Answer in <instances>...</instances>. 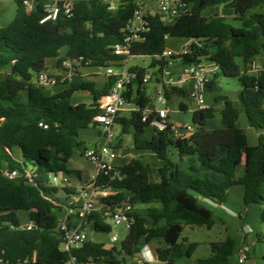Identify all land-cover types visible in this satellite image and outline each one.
I'll use <instances>...</instances> for the list:
<instances>
[{
    "label": "trees",
    "instance_id": "16d2710c",
    "mask_svg": "<svg viewBox=\"0 0 264 264\" xmlns=\"http://www.w3.org/2000/svg\"><path fill=\"white\" fill-rule=\"evenodd\" d=\"M13 1L17 5L14 19L0 26V168L15 169L18 176L9 179L0 172V264H65L69 253L61 248L57 222L66 203L57 196L61 189L50 186L51 174H74L67 163L88 148L80 140V131L97 126L93 118L99 112L98 100L108 94L116 78L105 76V83L98 87L78 72L68 88L50 93L33 81L34 74L45 71L50 58L57 59V67L66 58L82 59L83 63L90 60L94 68L118 66L120 57L112 48L120 41L137 5L136 0H74L71 17L41 23L45 16L42 0ZM183 1L190 11L172 23L164 24L159 15H149L151 27L146 41L135 44L132 54L160 55L166 36L199 38L202 46H193L183 63L199 58L216 62L219 70L209 81L207 93L220 77L235 78L241 86L237 102L227 96L215 98L216 102L223 101L222 126L213 131L207 129L215 111L210 107L194 112L197 128L188 139L177 140L169 131L154 130L147 138L149 121L143 122L142 115L151 99L146 85L139 78L128 86L126 98L138 108L116 122L122 125V132L132 131L136 150L159 160L160 180H150L154 168L140 159L121 166V177H97L98 186L110 187L115 194L102 199L103 209L82 220V229L92 234L111 232L110 217L104 212L123 203L132 207L133 222L119 246L113 243L107 248L106 243L89 238L73 250L83 263L126 264L127 256L134 257L140 247L150 243L156 244L157 259L166 264L192 258L199 243H186L182 238L185 228L211 229L224 222L214 211L218 206L234 215L236 212L227 206L234 186L244 187V205L259 206L261 229L255 236L257 243L264 244V69L259 75L249 69L255 58L264 61V12L251 13L264 6V0ZM221 5L236 12L240 26L219 14L203 15L205 9ZM63 49L65 56L61 55ZM156 63L152 60L150 66ZM7 66L11 70L2 77L1 70ZM132 69L140 77L147 72L140 66ZM77 91L88 92L93 102L73 101ZM165 94L170 101L172 96L187 92L173 88L166 89ZM180 107L187 110L184 104ZM242 112L258 131L256 145L249 144L248 135L238 125ZM172 148L177 151V160L171 157ZM242 164L245 172L238 178L236 170ZM62 191L70 195L76 190L68 187ZM21 210L30 213L31 229L21 227ZM71 219L77 224L75 216ZM237 245V239L227 235L225 240L210 243L209 256L197 259L196 264H231Z\"/></svg>",
    "mask_w": 264,
    "mask_h": 264
},
{
    "label": "built area",
    "instance_id": "2783aa9c",
    "mask_svg": "<svg viewBox=\"0 0 264 264\" xmlns=\"http://www.w3.org/2000/svg\"><path fill=\"white\" fill-rule=\"evenodd\" d=\"M42 1L45 16L41 23L56 21L62 16L71 17L73 14L74 0ZM153 1H156L157 9L147 5V2L153 3ZM27 3L31 7L32 1ZM136 5L137 7L131 18L122 29L120 41L112 48L113 54L120 57L119 65L103 68L105 69L104 76L116 78L108 94L98 100L99 112L93 118V122L101 129L104 141L99 148H87L83 152V156L95 165L96 174L90 184L68 195L70 202L66 206L65 216L57 222V230L61 233L63 240L61 248L69 253V258L65 264H86L79 261L72 254L73 250L82 247L89 239L87 232L81 227L82 220L92 212L103 209L105 204L102 199L115 194V191L110 187L98 186L96 180L98 176H105L110 179L115 176L121 177L114 168V161L120 154L115 153L113 148L116 137V119L127 105H133L126 98L128 86L138 81L139 78H141L143 85L149 84L152 80L157 82L155 103L151 100L149 105L143 109L142 121H149L148 127L156 132L169 131L177 140L190 138L195 130L188 123H176L172 120L171 109L169 108L170 101L165 94L166 89L176 88L186 91V95L195 104L194 112H201L210 108L207 101V85L213 75L218 72V64L206 58H199L194 63H183L185 58L191 54L193 46H202L201 39L195 37L185 38V43L178 50L165 47L160 55L152 57L153 60L157 61L154 66L157 71L153 74L147 71L140 77V73L132 69L134 66H129L130 60L136 57L132 54L133 47L137 43L146 41L147 34L150 31L149 15L157 14L164 24L172 23L175 18L190 11L187 2L183 0H136ZM114 7V5L111 6V8ZM165 38L167 40L168 36ZM90 64V60L83 63L82 59L66 58L57 67L56 72L41 71L38 73L35 83L45 88L70 84L79 70L84 66L90 67ZM250 68L257 75L263 70L255 60L250 64ZM137 108V106H134L130 111L133 112ZM0 172L9 179L18 176L17 170L8 167L0 168ZM50 186L61 190L71 187L68 176L61 172L51 174ZM97 202H99V207ZM131 210L132 207L128 203H123L115 206L113 210L105 211L104 214L110 217L115 226L126 224L130 228L133 222L130 214ZM73 216L76 217L77 224L71 219ZM21 227L31 229L32 222L28 221L21 224ZM115 241L116 237L114 236L112 242ZM147 252L148 256L153 259L151 252L149 250ZM237 260L239 264L249 262L250 264H257L251 257V246L249 244H243L240 247Z\"/></svg>",
    "mask_w": 264,
    "mask_h": 264
},
{
    "label": "rangeland",
    "instance_id": "374dc122",
    "mask_svg": "<svg viewBox=\"0 0 264 264\" xmlns=\"http://www.w3.org/2000/svg\"><path fill=\"white\" fill-rule=\"evenodd\" d=\"M149 7H154L157 9L156 1L147 2ZM17 5L13 0H0V26L8 25L15 17ZM264 12V6H259L254 8L251 13H262ZM219 14L224 16L227 22L233 24L234 26H240L241 21L237 19L236 12L224 5L221 6H214L207 8L203 11V15L205 17H210L211 15ZM185 43V38H168L166 42V47L178 50L182 47ZM65 49L61 51V55L65 56ZM153 58L151 56H136L132 58L129 62V66H140L146 68L148 72L153 74L157 71V68L151 67L150 64ZM255 62L260 65L264 69V61L262 58L257 57L255 58ZM84 72H97L99 75L104 74L105 69L103 68H94V67H87L84 66ZM250 69V73L255 74L254 71ZM11 70L10 66L4 67L1 70L2 77L6 76ZM45 71L49 73H53L57 71V59L50 58L47 60V67ZM37 74H34L33 81H36ZM68 84L58 85L55 87L48 88L47 91L50 93H56L68 88ZM157 88L158 84L155 80H152L149 84L146 85L147 95L150 97L153 103H155V99L157 96ZM241 89L240 84L237 82L235 78H226L220 77L216 80L213 84V89L207 93V101L210 107L215 110L214 117L208 120L207 129L210 131L215 130L222 126V116H221V109L223 107V101H215V98L218 96H227L233 101L237 102V92ZM83 101L85 103L93 102L92 96L86 91H77L74 93L73 101ZM182 101H185L188 105L187 110L181 109ZM128 106V105H127ZM126 106V108H127ZM195 107L194 102L190 98L183 99L180 94H176L172 96L169 102V108L171 109V118L176 123H188L193 126L194 130L197 128V124L193 121L194 110ZM238 125L244 130V132L248 135L249 144L256 145L258 144V133L257 130L252 128L247 120L244 112L241 113ZM115 132L119 139L118 148H113L115 153H119V149L121 150V159L118 157L115 159L116 162H121V164L131 162L134 157L141 158L144 163L150 164L154 168V173L151 174V180H155V178L159 177L158 174V167H159V160L155 157V155L149 152H141L136 150L133 145V133L132 131L124 133L122 132V125L116 123L115 125ZM85 140V145H90L93 141L98 142V146H101L103 143V137L101 134V129L99 126H90L86 129L80 131V140ZM18 150L15 151V154H18ZM172 159L177 160L178 154L177 151L172 148ZM68 167H79L82 169L84 173V182L89 180L91 175L96 173L95 165L86 159L85 157H81L77 154L75 157L71 158L70 161L67 163ZM121 165H115V171H119V167ZM243 168H239L237 173L241 174ZM245 171V170H243ZM244 193L243 186H234L230 189V197H231V208L234 209V212L238 215H232L226 209H214L217 215H221L226 222L219 221L213 228L208 229L206 227H194L191 228L187 226L182 234V238H186L187 242H198L199 247L192 256V258H184L178 264H196L197 259L204 258L209 256L210 254V243L215 241H222L225 240L227 235H231L235 237L240 244L241 241L244 243H250L248 240V236H244L246 232L255 236V233L261 229V224L258 221L259 218V206L252 204V205H244L242 197ZM61 200L65 201L66 193L62 190L59 191L58 195ZM97 206L99 207V202H97ZM241 211V212H240ZM65 208L59 213V216L62 217L64 215ZM29 212L28 211H19L18 217L20 218L22 224H25L29 221ZM109 224L112 226V231L108 233H98V234H91L89 229H86V232L89 238L93 241L97 242H104L106 243L107 248H111L112 245L109 242L116 237L115 243L119 246L122 241H124L128 235L129 228L126 224H121L115 226L114 222L109 219ZM256 247H254V252L256 254L255 262L257 264H264V258L260 255H257L258 250L263 248V245L257 242H254ZM239 245L236 247V251L231 259V264H239L237 257H238V249ZM153 259L148 256V250L144 249V258H138V256H134L131 258L126 259V264H166L165 262L159 261L155 255V251L153 248H150ZM153 250V251H152ZM94 264H99L97 262H93ZM102 264V263H100Z\"/></svg>",
    "mask_w": 264,
    "mask_h": 264
},
{
    "label": "crops",
    "instance_id": "0c3cea01",
    "mask_svg": "<svg viewBox=\"0 0 264 264\" xmlns=\"http://www.w3.org/2000/svg\"><path fill=\"white\" fill-rule=\"evenodd\" d=\"M79 72H80V74L84 77V79L94 81V82L97 84L98 87H101V86L105 83V81H106L105 76H104L103 74L99 75L97 72H91V71L84 72L83 69H80ZM59 92H60V91H59ZM56 93H57V92H56ZM90 96H91V95H90ZM181 96H182L183 99L189 98V96L186 95V94H183V95H181ZM76 102H83V101H78V99H76ZM90 103H92V102H90ZM90 103L88 102V104H90ZM180 104H184V105L186 106V108L188 109V105L186 104L185 101H182V103H180ZM133 107H134L133 105H128L127 108L125 107V109L120 113L119 117H123V116L128 117V116H130V115H131V111H130V110H131ZM257 133H258V131H257ZM153 134H154V133H153V130H152L150 127H148V128L146 129L145 136H146L147 138H151ZM82 141L85 143V140H84V139H83ZM118 143H119V139H118V137H117V135H116V137H115V141H114V148H118ZM85 146L88 147V148H99V147H100V146H98V142H96V141H93L89 146H88V145H85ZM119 151H120V152L117 153V154H120L119 158L121 159V150L119 149ZM140 153H141V152H140ZM140 155H141V154H139V156H140ZM16 156H17L18 158H20V153L18 152V154H17ZM80 156H81V157H84L83 155H80ZM139 156H138V157L133 156V157H134V159H140V160H141V158H139ZM74 157H75V156H74ZM117 158H118V157H117ZM69 161H70V160H69ZM127 164H128V163H127ZM115 165H121V166H123V165H125V163L121 164L120 161H119V162L114 161V166H115ZM121 166H120V167H121ZM120 167H119V168H120ZM67 168H68L69 170L74 171V174H73L72 176L67 175V174L64 173V172H61V173H63V174H65L66 176H68V178H69V180H70V185H71V187L74 188L75 190H77V189H79V188H82V187L87 186L88 184H90V183L93 181V178H94V176H95V174H96V173H95V174L91 175V177H89V180L86 181V182H84V180H83V178H84V173H83L82 169H80L79 167H74V166H73V167H68V166H67ZM239 168H243V170H245V166H244V164L240 165V166L237 168V170H236V176H237L238 178L241 177V176L244 174V172H245V171L242 170L241 174H238L237 171H238ZM153 173H154V172H153ZM151 174H152V173H151ZM151 174H150V180H151ZM159 180H160V177L155 178L154 181H153V180H151V181H153V182H158ZM69 202H70V199H69L68 195H66V198H65V203H66V205L64 206V208H65V212H64V215H63L62 217H60V218H63V217L65 216V213H66V206H67V204H69ZM209 203H211V202H209ZM211 205L216 206V205L213 204V203H211ZM227 206H228V209H229V210L234 211V209L231 208V197H230V202L227 204ZM219 207L221 208V206H218V209H219ZM222 209H223V208H222ZM240 212H241V211H240ZM219 216L222 217L221 215H219ZM222 218H223V217H222ZM223 220L226 222V220H225L224 218H223ZM73 222H75V221L73 220ZM91 234H92V233H91ZM244 236H246V237L248 236V240H249V242H250V241H251V242H250V243H244L243 241H241L240 244H238V245H239L238 249H240V247H241L243 244H249V245L251 246V257H252V259H254V261H255L256 254H255V252H254V247H256V245H255L254 242H256V236L250 234L249 232H246ZM109 242L111 243L112 246H113V243H115V242H112V240H110ZM237 243H238V241H237ZM262 245H263V248H264V244H262ZM150 248H153V250L155 251V255H156V250H155V248H156V244H154V243H150V244H146V245L140 247L139 251L136 252L135 256H138V258H144V254H145L144 249H147V250L150 251V250H151ZM153 250H152V251H153ZM150 252H151V251H150ZM151 254H152V252H151ZM257 255H260V256L263 257V255H264V250H262V249L258 250ZM153 256H154V254H153ZM156 257H157V255H156ZM127 258H131V257L127 256L126 259H127ZM89 264H94V263H89ZM99 264H100V263H99ZM247 264H250V262L247 263Z\"/></svg>",
    "mask_w": 264,
    "mask_h": 264
}]
</instances>
